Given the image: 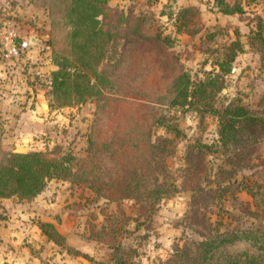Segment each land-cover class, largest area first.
Here are the masks:
<instances>
[{
	"label": "trees",
	"instance_id": "obj_1",
	"mask_svg": "<svg viewBox=\"0 0 264 264\" xmlns=\"http://www.w3.org/2000/svg\"><path fill=\"white\" fill-rule=\"evenodd\" d=\"M41 1L50 7L52 60L59 67L50 79L49 107L62 109L95 101L97 119L86 158L45 152H1L0 147V199L31 200L44 191L50 180L71 179L87 184L108 201L134 200L141 206L155 207L186 188L192 192L193 219H202L201 225L206 231L198 229L196 224L195 231L202 239L177 244L168 264H264V231L228 227L195 208H221L222 203L233 199L235 207L251 211V206L237 197L244 191L252 196L257 208H264L262 187L240 183L235 177L236 171L252 167L253 149L264 139V95L260 112H252L240 100L231 101L222 109L216 107L225 90V76L231 73L232 64L242 52L239 43L227 47L225 59L197 83L180 69L175 58L166 56L170 39L151 31L146 14L134 17L113 12L109 7L111 0ZM243 1L264 2L214 0L226 15L245 14ZM257 20L249 44L261 55L264 68V19ZM148 57L158 60L151 65L150 74L171 72L173 79L169 88L164 90L163 85H157L153 91L145 90ZM135 76L144 81L136 85ZM134 101L149 104L150 111L122 115V106ZM200 105L217 116L219 138L212 144L201 141L189 144L185 166L172 170L167 160L174 140L156 137L155 129L165 128L177 137L182 132L177 123L159 111L164 107L196 109ZM124 117L117 127L105 133V120L114 124L116 118ZM214 154L227 158L231 168L215 167L208 160ZM39 227L49 241L67 247V239L54 225L42 223ZM117 235L118 231L108 223L99 233L101 239L115 237L110 243L114 251L112 258L102 264H135L134 251L114 243ZM78 256L93 261L83 253Z\"/></svg>",
	"mask_w": 264,
	"mask_h": 264
},
{
	"label": "rangeland",
	"instance_id": "obj_2",
	"mask_svg": "<svg viewBox=\"0 0 264 264\" xmlns=\"http://www.w3.org/2000/svg\"><path fill=\"white\" fill-rule=\"evenodd\" d=\"M41 3V0H0V64L3 65L0 68V103L6 98L4 94L8 93L18 96L20 103L26 102V106L29 104L34 108L36 97L42 95L49 107L47 93L50 79L59 67L52 60L50 7ZM243 4L246 12L242 15L223 14L214 0H111L109 7L111 11L126 16L140 17L146 14L151 31L170 39L171 46L166 56L175 58L181 65L180 69L197 83L204 80L208 73L214 72L217 64L225 59L227 47L239 43L242 52L238 53L232 64L231 73L225 76V90L216 107L222 109L229 102L240 100L252 112H260L263 110L264 68L261 55L253 51L249 41L258 24V17L264 19V2L243 1ZM33 40L39 45L36 53L33 51L26 57L27 49L20 57L8 55L7 49L12 42L19 45L22 41L31 43ZM147 61L150 65L147 66L149 73L145 76V90L153 91L157 85H163L164 90L169 88L173 79L171 72L167 71L166 75L152 71L150 74L158 60L148 57ZM134 78L136 85H140L143 79L139 76ZM122 107V115L126 116L137 110L144 113L150 111L149 104L142 101ZM49 111L54 123L53 131L34 136H26V131L17 129L19 123H11L0 114V133L3 134L1 152H45L60 157L73 155L79 159L86 158L89 138L97 119V103L89 101L53 110L49 107ZM161 112L177 123L182 132L177 137L165 128L155 129L156 137L174 140L167 160L172 170L185 166L189 144L196 141L212 144L219 138V120L209 113V108L202 105L196 109L164 107ZM124 120L125 117L116 118L114 124L105 120V133ZM252 153V167L236 171L235 177L240 183L261 186L264 192V139L254 147ZM208 160L215 167L224 165L231 168L227 158L221 154L209 156ZM184 189L179 195L167 198L155 207H148L134 200L108 201L98 196L87 184L71 179H52L34 199H0V224L7 226L6 236H25L23 264H67L65 261L77 264L74 262L77 258H82L83 264L109 263L114 252L110 243L115 237H99L106 223L118 231L114 243L134 251L135 264H168L177 244L202 239L195 231L196 224L198 229L206 231L201 225L202 219H193L192 192ZM237 197L251 206V211L247 210L249 208L235 207L233 199L222 203L221 208H195L228 227L264 231V208H257L247 191L239 193ZM114 215L116 219H113ZM42 223L54 225L66 239L69 236L71 241L69 243L67 239V247L49 241L39 227ZM27 237H44V241L31 246ZM11 247L16 251L14 246ZM79 253L90 256L93 261L78 256ZM63 254L67 256L63 257ZM6 264L14 263L10 260Z\"/></svg>",
	"mask_w": 264,
	"mask_h": 264
},
{
	"label": "crops",
	"instance_id": "obj_3",
	"mask_svg": "<svg viewBox=\"0 0 264 264\" xmlns=\"http://www.w3.org/2000/svg\"><path fill=\"white\" fill-rule=\"evenodd\" d=\"M32 45L31 48L28 49L29 53L38 50V42L35 40L31 41ZM40 52L38 51V54ZM43 53V52H42ZM2 64H0V68H2ZM4 93V92H3ZM16 93V91H14ZM6 98H3V101L0 103V114L3 115L4 118H7L10 120L11 123L17 122L19 123L17 125V129H23V131H26V136H34L39 133L47 132L50 133L53 131L54 123L52 122L50 118V111L48 105L43 101V96L38 95L37 101H36V107L32 108L29 104L26 106V102L20 103L18 101V96L15 97L8 95V93L4 94ZM8 95V97H7ZM16 101V102H15ZM19 107V108H18ZM19 118V119H18ZM15 119V120H13ZM16 129V128H15ZM7 226L0 224V264H6V261L12 260L14 264H23L24 256H23V245L25 242V236L20 234L19 236H6ZM23 233V232H21ZM68 242L70 243V237H67ZM44 241V237L34 238H28L27 242L31 244V246H36L39 243H42ZM27 243V244H28ZM10 244V245H8ZM29 245V244H28ZM14 246L16 251L12 250V247ZM87 252V251H82ZM67 256V254H63V257ZM70 258V257H69ZM71 260V258H70ZM67 264L70 261H65ZM74 262L77 264H83L82 258L74 259ZM54 264V262L52 263ZM63 264V263H62Z\"/></svg>",
	"mask_w": 264,
	"mask_h": 264
},
{
	"label": "built area",
	"instance_id": "obj_4",
	"mask_svg": "<svg viewBox=\"0 0 264 264\" xmlns=\"http://www.w3.org/2000/svg\"><path fill=\"white\" fill-rule=\"evenodd\" d=\"M31 46V43L29 41H22L19 45L12 42L7 49V53L10 56L14 57H20V55L25 52L27 49H29Z\"/></svg>",
	"mask_w": 264,
	"mask_h": 264
}]
</instances>
